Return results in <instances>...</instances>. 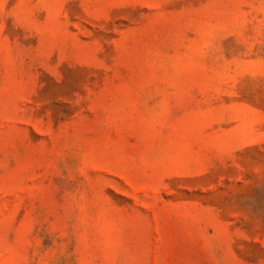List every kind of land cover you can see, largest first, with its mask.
I'll return each mask as SVG.
<instances>
[{"label": "rangeland", "instance_id": "rangeland-1", "mask_svg": "<svg viewBox=\"0 0 264 264\" xmlns=\"http://www.w3.org/2000/svg\"><path fill=\"white\" fill-rule=\"evenodd\" d=\"M0 264H264V0H0Z\"/></svg>", "mask_w": 264, "mask_h": 264}]
</instances>
